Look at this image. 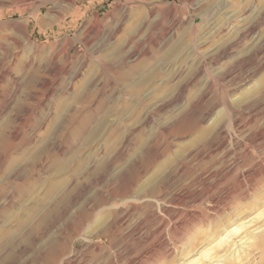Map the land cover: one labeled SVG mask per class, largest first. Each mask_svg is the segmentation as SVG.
Listing matches in <instances>:
<instances>
[{
  "label": "rangeland",
  "instance_id": "374dc122",
  "mask_svg": "<svg viewBox=\"0 0 264 264\" xmlns=\"http://www.w3.org/2000/svg\"><path fill=\"white\" fill-rule=\"evenodd\" d=\"M223 254L264 264V0H0V264Z\"/></svg>",
  "mask_w": 264,
  "mask_h": 264
},
{
  "label": "bare ground",
  "instance_id": "6f19581e",
  "mask_svg": "<svg viewBox=\"0 0 264 264\" xmlns=\"http://www.w3.org/2000/svg\"><path fill=\"white\" fill-rule=\"evenodd\" d=\"M51 3V2H50ZM47 4H49V3H47ZM45 4H43L42 6H44ZM71 5L73 6V7H75V5H76V2L75 1H71ZM127 5H128V3H127ZM39 11L41 10V6L39 7V9H38ZM220 11V10H219ZM218 11V12H219ZM220 13V12H219ZM68 14V13H67ZM257 14V13H256ZM65 16V15H64ZM44 21H45V17H43V18H40V23H44ZM87 23V22H86ZM104 23V22H103ZM88 25L90 26L89 27V32L91 33V34H97V33H99V31H100V29H101V20H100V18H99V15H98V13H95L94 14V16H93V18L91 19V20H89L88 21ZM24 28V27H23ZM257 28V27H256ZM88 33V32H87ZM85 34V33H84ZM90 34V35H91ZM122 76V75H121ZM126 79V78H125ZM43 83V82H42ZM43 85V84H42ZM63 105V104H62ZM59 107H61V105L59 106ZM54 189H55V187L54 186H51L50 188H49V190H48V192L49 193H52L53 191H54ZM255 219V218H254ZM253 220V219H252ZM251 220V221H252ZM253 223V222H252ZM250 224V223H249ZM238 226H242V224H239ZM243 226H245V225H243ZM244 228H246V227H244ZM227 229V228H226ZM237 229H229V235H231L232 236V238H233V241H234V243L235 244H237V247H236V249H238V247H241V246H244V245H248V243H249V239L247 238V236H244V237H241V239H239V240H237L239 237H240V235L238 234V231L239 230H237ZM235 231V232H234ZM261 231V230H260ZM263 231V230H262ZM260 233V232H259ZM247 238V239H246ZM224 239V238H223ZM232 242V241H231ZM224 243V242H223ZM240 243V244H239ZM222 244V243H221ZM239 244V245H238ZM214 248V247H213ZM214 251V250H213ZM205 252V251H204ZM204 252L202 253V254H204ZM206 253V252H205ZM198 254V253H197ZM200 255H201V253H200ZM211 255V254H210ZM205 257H207V256H204V257H202L203 259H205ZM211 259V258H210ZM206 261H211L212 263H215V262H218V264H223V263H225V262H227V258H226V256H225V254H223L222 256H219V257H217L215 260H209V258H207L206 259Z\"/></svg>",
  "mask_w": 264,
  "mask_h": 264
}]
</instances>
